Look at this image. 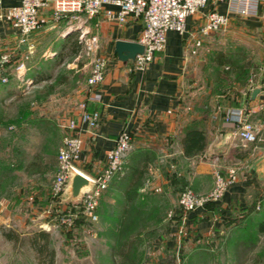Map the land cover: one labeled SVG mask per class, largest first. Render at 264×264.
Instances as JSON below:
<instances>
[{
	"label": "crops",
	"instance_id": "0c3cea01",
	"mask_svg": "<svg viewBox=\"0 0 264 264\" xmlns=\"http://www.w3.org/2000/svg\"><path fill=\"white\" fill-rule=\"evenodd\" d=\"M17 3L19 0H1L0 13L5 6ZM118 8L117 4L104 3L98 14L81 20L68 18L53 20L50 10L45 9L40 14V25L29 34L28 39L34 44L33 49H29L26 43L19 42L18 30L0 15V50L7 48L12 52V60L6 70L8 80L0 81V121L6 125L10 124L11 120L6 118L12 114L4 115L5 112L1 107L3 102H7L15 95L16 87L24 85L23 99L32 96L33 92L37 97L36 92L45 80L43 70L64 62H68V65L75 64L83 53L78 34L80 29H87L98 35L99 52L107 56L108 63L104 79L98 87L99 100L88 103L90 108L99 111L100 117L92 131L81 132L83 144L76 162L79 170L91 175L99 172L105 164L107 150L114 146L122 130L131 133L132 146L124 157L123 172L116 174L109 182L106 189L109 192L115 190L123 194L128 188L127 181L133 177L132 169L135 167L141 170L142 175L138 184V191H141V185L148 177H145L147 170L152 162H156L158 153H162L168 164L154 169L153 181H151L154 192L161 191L162 187L167 185L166 174L171 171H177L180 178L186 180L189 178L194 183L192 187L195 190H206L212 184L213 171L216 168L225 170L228 165L238 162L241 165L238 177L230 183L221 198L208 201L209 203L187 213L181 211L178 213L180 217H175L177 223L170 225V235L164 236L158 233L157 238L164 240L169 247L174 244L175 248L176 244L180 245L182 240H188L192 236L214 234L226 225L232 228L243 225L242 220L251 212H257L259 215L255 219L257 226V221L264 217V55L257 63L255 71H250L248 78L247 75L243 82L237 83L240 86L239 93L233 96L220 95V97L216 94L215 102L212 100L214 104L210 114V117H216L215 120H209L208 115L197 113L188 120L182 111L188 50L196 37H201L202 40L205 38V35L200 36L197 33V29L204 23L207 12L212 8L227 12V0H218L215 5L208 2L196 13L187 16L183 33L173 29L168 30L163 50L155 53L146 68L133 71L127 70L128 60L125 62L119 59L114 52L115 40H136L143 24L141 19L133 16H128L122 23L106 16V10L117 11ZM258 10V14L247 16L228 13V25L219 30L230 32L244 29L251 34L257 33L264 46V0H260ZM215 64L220 74L226 73L225 70L228 68L232 70L228 64L219 66L216 61ZM17 73L24 74L20 83L11 81L13 74ZM235 84L233 81L231 86L235 87ZM255 87H258L259 91L253 96L252 90ZM86 90L85 82V88L78 95H67L73 103L57 113L58 120L64 121L73 116L78 120L80 127L84 128V124L79 122L78 118V103L85 99ZM239 106L245 107L248 119L254 124L258 136L254 141L241 139L237 126L224 120V114L228 109ZM37 107V104L26 100L16 116L19 117L18 125H22L19 142L23 147L18 151L19 166L22 168H26L27 164L31 163L32 157L40 158V162L44 158V138L47 133L44 134L40 123L32 121L36 116ZM218 111L223 113L220 115ZM11 126L9 125V128ZM190 128L203 131L206 145L201 151L186 155L182 137ZM63 131L64 129L59 128L56 151L52 153L51 163L55 168L57 167L55 152L61 142ZM9 132L12 133L11 130ZM59 135H61L60 141ZM31 150L34 154L29 155L28 152ZM13 152L10 151L8 155L12 157ZM11 162L13 161H8L9 164H12ZM184 163L186 166L183 165ZM204 180L209 181L204 183ZM89 186L90 183L80 194H74L70 177L56 199L43 189L31 191L32 193L29 191L26 196H22L23 200H28L23 206L35 214L48 211L55 206L53 200L79 206L81 197Z\"/></svg>",
	"mask_w": 264,
	"mask_h": 264
},
{
	"label": "rangeland",
	"instance_id": "374dc122",
	"mask_svg": "<svg viewBox=\"0 0 264 264\" xmlns=\"http://www.w3.org/2000/svg\"><path fill=\"white\" fill-rule=\"evenodd\" d=\"M262 43L257 33L251 34L244 29H236L230 32L212 31L205 35L200 44L194 42L190 45L182 94V111L188 120L196 113L208 115L209 120H215L216 117H210V114L216 94L220 97L239 93L240 86L237 83L242 81L236 79L234 68L230 72L220 74L215 64V55L221 51L227 52L237 58L239 63L248 65V78L250 71H255L257 63L264 55ZM89 69V58L82 53L74 65L64 62L43 70L45 80L36 92L37 97L33 92L32 96L23 99L25 90L22 89L24 85H21L16 87L15 95L10 100L3 102L1 108L5 112L4 115L15 116L6 118L11 120L10 128L0 121V264H48L49 257L45 255V258L40 260L27 238L37 229H45L51 233V246L54 248L52 264H110L112 259L109 246L116 240L119 224L126 222L125 229L131 232L134 229L131 228L132 225L139 223L144 211L147 215L144 218L142 216V222L146 227L141 230L143 241L139 246L143 252V264H264V232L257 230V212L248 214L249 216L242 220L243 225L234 228L226 225L214 234L192 236L188 240H182L180 245L176 244L175 248L174 244L169 247L164 240L157 238L158 233L170 235V225L177 223L175 217L179 212L180 191L194 184L189 178H180L177 171H171L166 174L167 185H160V188H163L161 191H152L154 169L168 164L162 153H158L156 162L149 166L145 175L148 177L142 183L141 191H138L133 203L127 205L125 213L123 194L115 190L109 192L107 188L100 198L96 210L97 217L94 219L85 215V218H82L79 213L72 222H64L61 215L69 209L79 210V207L54 200L52 203L55 206L48 211L35 214L25 209L23 205L28 203V200H23L22 196H26L29 191L32 193L43 189L52 197L56 170L51 163L52 153L56 151L59 128L63 129V120H58L57 113L73 103L67 95H78L85 88ZM23 77V73L13 74L11 81L20 83ZM233 81L236 83L235 87L231 86ZM26 100L37 104L36 116L34 115L32 121L40 123L44 134L47 135L44 138L43 161L32 157L31 163L22 168L19 166L18 152L23 147L19 142L22 125H18L19 117L16 116ZM218 112L220 115L223 113ZM60 137L61 135L59 141ZM130 149L131 147L128 151ZM10 151H14L12 157L8 155ZM32 151L28 152L29 155L34 154ZM8 161L13 162L9 164ZM183 165L186 166L185 163ZM123 169L124 163L119 173L123 172ZM208 181L204 180V183ZM4 228H13L23 239L14 242L5 238L1 232Z\"/></svg>",
	"mask_w": 264,
	"mask_h": 264
},
{
	"label": "built area",
	"instance_id": "2783aa9c",
	"mask_svg": "<svg viewBox=\"0 0 264 264\" xmlns=\"http://www.w3.org/2000/svg\"><path fill=\"white\" fill-rule=\"evenodd\" d=\"M1 1V0H0ZM218 0H19V3L5 6L0 13L19 32V42L27 44L33 49L34 44L29 41V34L40 25V14L48 9L53 20L68 18L81 20L98 14L104 3L118 5L117 11L106 10L108 18L125 22L128 16L139 18L143 27L139 33L138 42L144 45L142 52L135 54L134 59L128 60L127 70L144 69L154 58L155 53L163 50L166 41V32L170 29L180 33L185 31L187 16L196 13L208 2L213 5ZM260 0H227V12L210 9L206 19L198 29L200 36L207 35L212 31L224 29L229 23L228 13L239 15L258 14ZM82 43V51L89 58L90 69L86 78L87 95L78 103L79 122L84 124L81 128L78 120L71 116L61 122L64 133L56 152L57 167L55 170L52 195L56 199L62 193L73 171L76 170V162L79 159L83 144V131H92L99 121V111L90 108V101L100 98L98 87L104 79L108 58L99 52L100 43L96 33L80 29L78 34ZM201 37H196L194 42L201 43ZM12 60V52L9 49L0 50V81L6 82L7 66ZM22 65L19 64L20 67ZM252 79H250L251 81ZM224 120L231 122L238 128L239 136L245 141H254L258 138L254 124L248 119L244 106L228 109L224 114ZM132 145V135L127 130H122L117 136L115 144L108 149L105 155L103 168L94 175L84 172L90 186L83 193L79 210L69 209L61 215L64 222H72L79 213L88 218L97 217V207L104 189L107 188L112 178L123 168L124 157ZM241 165L234 162L225 170L216 168L213 171L211 186L203 191H197L186 186L180 191L178 204L184 213L205 205L208 201H215L222 197L230 183L236 180ZM83 175V174H82ZM148 180L146 181V184Z\"/></svg>",
	"mask_w": 264,
	"mask_h": 264
},
{
	"label": "trees",
	"instance_id": "16d2710c",
	"mask_svg": "<svg viewBox=\"0 0 264 264\" xmlns=\"http://www.w3.org/2000/svg\"><path fill=\"white\" fill-rule=\"evenodd\" d=\"M214 58L219 66L228 64L231 69L234 68L236 79L242 82L244 81L248 74V67L245 64L239 63L237 58H234L227 52L222 51L218 52ZM225 71L229 72L231 70L228 68ZM182 144L184 147V153L186 155H193L205 147L206 136L202 130L198 128H190L184 133L182 137ZM140 172L141 170L137 167L132 169L133 177L127 181L128 188L123 191V197L126 204L123 210L124 213L125 211L127 212V205H131L133 200L138 195V184L140 183L139 177L142 175ZM181 211V208H179L178 213H181ZM145 212L146 211L142 214L143 218L147 215ZM142 216H140L139 223H137V225H132L131 228L134 229L131 230V232H127L129 229H125L127 228L126 222L119 224L116 232V240L109 246L110 256L112 259L110 264H143V252L140 250L139 246L143 241V238L140 236L141 230L146 226L145 223L142 222ZM178 216L180 217V214H178ZM80 217L85 218L83 214ZM158 218H160V216ZM257 230L259 232L264 231V217L257 221ZM1 232L5 238L14 242L23 239L19 232L13 228H4ZM27 238L29 239V243L37 257L41 260L45 258V255H47L49 257L48 264H52L54 259V248L51 246V233L45 229H37L33 230L31 235L27 236Z\"/></svg>",
	"mask_w": 264,
	"mask_h": 264
},
{
	"label": "water",
	"instance_id": "95a60500",
	"mask_svg": "<svg viewBox=\"0 0 264 264\" xmlns=\"http://www.w3.org/2000/svg\"><path fill=\"white\" fill-rule=\"evenodd\" d=\"M144 49V45L137 40H128V39H116L114 52L117 54V57L123 61H127L129 59H134L135 54L138 52H142ZM259 91L258 87H255L252 90V95L254 96L256 92ZM89 184V180L77 172L75 176H71V188L74 194L78 193V190L84 185Z\"/></svg>",
	"mask_w": 264,
	"mask_h": 264
},
{
	"label": "bare ground",
	"instance_id": "6f19581e",
	"mask_svg": "<svg viewBox=\"0 0 264 264\" xmlns=\"http://www.w3.org/2000/svg\"><path fill=\"white\" fill-rule=\"evenodd\" d=\"M77 172H79V173H81V174L84 175V172H82L81 170H79V168H76V170L73 171L72 176H75V175L77 174ZM86 186H87V185L84 184V185L78 190V194H80Z\"/></svg>",
	"mask_w": 264,
	"mask_h": 264
}]
</instances>
